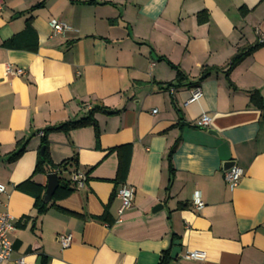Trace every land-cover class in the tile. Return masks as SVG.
<instances>
[{
    "label": "crops",
    "instance_id": "obj_1",
    "mask_svg": "<svg viewBox=\"0 0 264 264\" xmlns=\"http://www.w3.org/2000/svg\"><path fill=\"white\" fill-rule=\"evenodd\" d=\"M52 19L66 30L54 33ZM261 40L264 0H2L0 210L13 218L9 264H159L166 252L168 264H264ZM251 48L227 74L230 59ZM6 65L24 76H7ZM171 65L186 79L167 89ZM205 68L218 70L199 81ZM195 87L201 98L185 105ZM95 107L115 112L95 114L98 136L91 126L47 135L51 162L75 158L69 172L86 181L38 213L16 187L30 179L44 197L48 174H33L39 133ZM202 115L206 129L194 127ZM19 144L24 151L12 158ZM227 163L243 171L233 191ZM123 184L134 195L118 217ZM60 234L71 235L69 247ZM191 251L205 260L181 258Z\"/></svg>",
    "mask_w": 264,
    "mask_h": 264
},
{
    "label": "trees",
    "instance_id": "obj_2",
    "mask_svg": "<svg viewBox=\"0 0 264 264\" xmlns=\"http://www.w3.org/2000/svg\"><path fill=\"white\" fill-rule=\"evenodd\" d=\"M40 6H41V4H38L35 7H40ZM205 20H206V18L199 19V22H204ZM259 45H262V44H259ZM253 49L254 48H251L247 52H244L243 49L239 50L237 52V54H235L230 59L229 63L227 64V74L242 61L244 56H246L248 53H250ZM171 67L174 68L172 65H171ZM174 69L176 70L175 83L174 84L170 83L167 86V89L173 88V87L174 88L180 87L186 79V77L184 76V74L182 72L178 71L176 68H174ZM216 70H218V69H216V68H205V69H203L201 76L199 78V81L204 80L205 78H207V76L210 72L216 71ZM97 113H102L105 115L115 114V112L110 111L104 107H101V108L95 107V108L89 110L87 112V114L83 118H80L79 120L64 122L58 126H55L52 128H47L43 131V136L41 137V146H40L41 149H43V153H42V155H40V157H39V159L35 165L33 174L34 175L35 174H56L57 178L59 180L58 187L55 190L50 202H48V203H44V201H43L44 189L41 186L32 183L30 179L23 182L22 184H20L16 187L21 192L27 193L34 198V200H35L34 207L37 209L38 213H44L49 208L53 207V204H52L53 202L67 197L68 195H70L72 192H74L76 190L74 184L69 179L65 178L66 175L71 174V172H69L70 168H76L77 167L76 159L71 158V159L62 161L58 165H54L51 162L49 154H48L47 135L50 133H53V132H61L64 134H68L72 130L91 126L95 129L96 135L98 136L99 131L97 129V124H96V121L94 118L95 114H97ZM18 147H19L18 150L14 153L12 158H18L23 153L24 148L20 144L18 145ZM175 147H176V145H174L170 149L169 154H168V169L171 173L173 171V168L171 166V156L175 150ZM120 150H121V148L116 149L117 152H120ZM124 169H125V167L123 166L122 160H119L117 173L120 175L121 173H123ZM95 220L100 221V222H106L107 218L104 215L102 217L95 218ZM169 260H170L169 252H166L162 256L159 264H168Z\"/></svg>",
    "mask_w": 264,
    "mask_h": 264
},
{
    "label": "built area",
    "instance_id": "obj_3",
    "mask_svg": "<svg viewBox=\"0 0 264 264\" xmlns=\"http://www.w3.org/2000/svg\"><path fill=\"white\" fill-rule=\"evenodd\" d=\"M2 9V0H0V11ZM50 29L59 34L66 30V27L59 23L57 20L52 19L48 23ZM259 44L264 45V40L259 41ZM5 73L10 77H23L25 71L23 69L15 68L12 65L5 66ZM202 96V92L198 87L193 88L190 91V97L185 105L193 103L199 100ZM156 110H153L152 113H155ZM210 125V118L207 115H202L194 122V127L199 129H206ZM39 136H43L42 133H39ZM243 175V171L233 166L228 169L224 174V181L230 191H233L239 184L240 179ZM70 181L74 184L76 189H80L85 185V175L79 172H71ZM5 194V187L0 184V196ZM134 195V189L128 185L123 184L116 193V197L120 202L119 208L117 210L118 217L124 213V211L131 208L132 199ZM192 204L196 210L202 209L204 203L200 197H194L192 199ZM0 202V206H1ZM13 218L3 210H0V264H9L12 252V246L9 241V234L13 231ZM57 241L62 249L70 246L72 242L71 235L60 234L57 236ZM181 258L186 261H204L206 258L205 252L202 251H191L185 252L182 254ZM17 264H23V260L20 259L17 261Z\"/></svg>",
    "mask_w": 264,
    "mask_h": 264
},
{
    "label": "water",
    "instance_id": "obj_4",
    "mask_svg": "<svg viewBox=\"0 0 264 264\" xmlns=\"http://www.w3.org/2000/svg\"><path fill=\"white\" fill-rule=\"evenodd\" d=\"M42 153H43V149H41L40 155H42ZM233 166H235L233 163H227L226 164V168H228V169H230ZM228 169H226V170H228ZM58 184H59V180H58L56 174H48L47 175V184H46L45 194L43 197V201L45 203L50 201L55 190L58 187ZM160 207L161 206H158V208H160ZM179 253H180V248L178 246V242H174V248L171 251V259L175 260L177 258V256L179 255Z\"/></svg>",
    "mask_w": 264,
    "mask_h": 264
}]
</instances>
